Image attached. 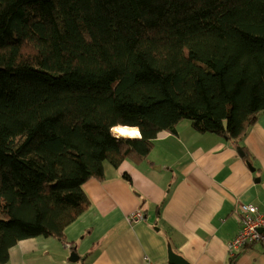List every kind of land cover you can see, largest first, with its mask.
Returning a JSON list of instances; mask_svg holds the SVG:
<instances>
[{
    "label": "trees",
    "instance_id": "trees-1",
    "mask_svg": "<svg viewBox=\"0 0 264 264\" xmlns=\"http://www.w3.org/2000/svg\"><path fill=\"white\" fill-rule=\"evenodd\" d=\"M263 112L264 0H0V264L24 239L76 245L106 163L184 120L238 143Z\"/></svg>",
    "mask_w": 264,
    "mask_h": 264
},
{
    "label": "crops",
    "instance_id": "crops-1",
    "mask_svg": "<svg viewBox=\"0 0 264 264\" xmlns=\"http://www.w3.org/2000/svg\"><path fill=\"white\" fill-rule=\"evenodd\" d=\"M84 189L92 205L65 231L76 245L24 239L8 264H172L169 246L189 264H264L262 244L235 250L234 259L229 249L243 225L239 206L264 212V112L238 143L182 121L176 132L160 134L141 163L106 166V179L90 178ZM138 210L144 219L130 220ZM72 246L76 262L69 260Z\"/></svg>",
    "mask_w": 264,
    "mask_h": 264
},
{
    "label": "built area",
    "instance_id": "built-area-1",
    "mask_svg": "<svg viewBox=\"0 0 264 264\" xmlns=\"http://www.w3.org/2000/svg\"><path fill=\"white\" fill-rule=\"evenodd\" d=\"M239 211L243 214V225L229 244V249L233 255L236 253L235 250L251 244H264V212H260L256 206L248 203L241 204ZM144 217V212L138 210L129 219L137 222L143 220Z\"/></svg>",
    "mask_w": 264,
    "mask_h": 264
},
{
    "label": "water",
    "instance_id": "water-1",
    "mask_svg": "<svg viewBox=\"0 0 264 264\" xmlns=\"http://www.w3.org/2000/svg\"><path fill=\"white\" fill-rule=\"evenodd\" d=\"M237 150H238V152L240 153V155L242 157L246 156V153H245V151H244V149L242 147H238ZM247 163H248V166L252 170H254V167H253L252 163L248 159H247ZM79 259H80V255L77 253V251L76 250H72L71 253H70V256H69V260L72 261V262H76ZM169 260H170V263H172V264H189L187 260L183 259L179 255L174 253V251L172 250L171 246H169Z\"/></svg>",
    "mask_w": 264,
    "mask_h": 264
},
{
    "label": "bare ground",
    "instance_id": "bare-ground-1",
    "mask_svg": "<svg viewBox=\"0 0 264 264\" xmlns=\"http://www.w3.org/2000/svg\"><path fill=\"white\" fill-rule=\"evenodd\" d=\"M113 131L115 135L140 137V131L136 127L117 126L113 128Z\"/></svg>",
    "mask_w": 264,
    "mask_h": 264
},
{
    "label": "rangeland",
    "instance_id": "rangeland-1",
    "mask_svg": "<svg viewBox=\"0 0 264 264\" xmlns=\"http://www.w3.org/2000/svg\"><path fill=\"white\" fill-rule=\"evenodd\" d=\"M184 121H188V120H184ZM106 166L107 167H110V168H113L110 164H108V163H106ZM157 166H159V165H157ZM165 169H166V167H165ZM8 264V263H7Z\"/></svg>",
    "mask_w": 264,
    "mask_h": 264
}]
</instances>
